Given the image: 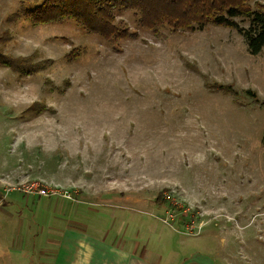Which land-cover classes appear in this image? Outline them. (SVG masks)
I'll return each mask as SVG.
<instances>
[{"label": "rangeland", "instance_id": "1", "mask_svg": "<svg viewBox=\"0 0 264 264\" xmlns=\"http://www.w3.org/2000/svg\"><path fill=\"white\" fill-rule=\"evenodd\" d=\"M33 6L0 0V190L14 213L0 264H23L21 220L23 247L40 250L62 212L95 234L148 233L160 264L190 251L264 264V47L251 55L222 26L155 33L130 10L116 19L138 37L113 44L69 20L32 26ZM33 183L57 195L22 191Z\"/></svg>", "mask_w": 264, "mask_h": 264}, {"label": "trees", "instance_id": "2", "mask_svg": "<svg viewBox=\"0 0 264 264\" xmlns=\"http://www.w3.org/2000/svg\"><path fill=\"white\" fill-rule=\"evenodd\" d=\"M31 1L34 6L23 8L21 15L32 26L69 20L86 32L96 34L113 44L125 38L138 37L136 32L130 31L124 20L116 19V10H130L134 12L140 28L155 33L160 28H168L172 32L192 33L202 31L208 26H222L235 30L244 38L249 54L257 55L264 47V4L259 0ZM238 19H248L249 25L240 26ZM79 55V48H73L67 58L72 61ZM186 65L196 71L192 65ZM34 72L36 70L27 74ZM211 88L215 92L236 95L230 87L218 83H213ZM245 93L257 98L253 91L247 90ZM38 105L36 103L34 106Z\"/></svg>", "mask_w": 264, "mask_h": 264}, {"label": "crops", "instance_id": "3", "mask_svg": "<svg viewBox=\"0 0 264 264\" xmlns=\"http://www.w3.org/2000/svg\"><path fill=\"white\" fill-rule=\"evenodd\" d=\"M4 191L5 189L0 190V192ZM33 196L36 197V195ZM64 204L61 203V208ZM3 205L0 207V221H2L1 217L6 220L13 218L14 213L12 214V212L6 210ZM65 207H68V205H65ZM55 217L65 223H62L61 227H57L56 224L54 226L51 223L47 226L48 231L52 234L46 238L48 241L46 247L40 250L23 247L21 236L23 227L22 220L19 219L18 230L17 233L14 231L12 241L19 245V259L24 260L23 264H25L24 262L29 264H160V260H162L160 253L148 247L151 236H147L148 233H138L139 237H133L127 233L123 236L112 234V237H109L108 232L95 234L87 231L82 223L71 219L64 212H62V217ZM1 228L4 229L3 224ZM190 252H187V257L182 258L183 256H181L182 262H180V255L175 257L169 253L166 254L165 257H168L165 259L169 264H215L207 252L193 251L189 255ZM31 255L41 257L31 263L29 259H26Z\"/></svg>", "mask_w": 264, "mask_h": 264}, {"label": "built area", "instance_id": "4", "mask_svg": "<svg viewBox=\"0 0 264 264\" xmlns=\"http://www.w3.org/2000/svg\"><path fill=\"white\" fill-rule=\"evenodd\" d=\"M22 191L24 193H36L39 196H55L56 190L49 189L48 187L40 184L23 185ZM9 189H5L4 192H0V207L4 204L5 195L9 192Z\"/></svg>", "mask_w": 264, "mask_h": 264}]
</instances>
